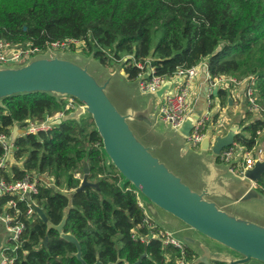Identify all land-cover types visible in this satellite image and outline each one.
I'll return each instance as SVG.
<instances>
[{
	"label": "trees",
	"instance_id": "trees-1",
	"mask_svg": "<svg viewBox=\"0 0 264 264\" xmlns=\"http://www.w3.org/2000/svg\"><path fill=\"white\" fill-rule=\"evenodd\" d=\"M68 38L82 39L81 53L93 55L105 66L127 56L122 70L130 81L147 71L146 65L142 70L133 63L147 61L156 76H169L202 61L212 77L254 76L257 99L264 106V0H0V39L44 49L46 41ZM217 98L225 105L226 91L219 90ZM63 100L44 92L3 100L0 134L10 135L13 123L22 127L61 112ZM252 117L246 112L245 119ZM253 119L242 131L249 137L241 133L235 137L245 148L253 146L255 132L263 125L256 116ZM14 146L15 162L0 177L14 181L32 172L46 174L54 177L56 188L71 194L39 184L30 200L44 211L46 223L36 214L26 216L28 202H18L25 228L13 264H82L75 256L76 247L49 228L64 215L63 232L76 238L85 264L177 263L180 253L173 247L132 237L134 232L137 237L150 234L142 226L144 212L131 184L106 164L101 138L90 118L66 120L46 132L19 136ZM84 165L87 181L97 187L77 192L81 181L74 175L82 178ZM62 177L67 178L65 184ZM258 185L264 194V176ZM8 199L2 197L1 205ZM195 258L186 248V261Z\"/></svg>",
	"mask_w": 264,
	"mask_h": 264
},
{
	"label": "water",
	"instance_id": "water-1",
	"mask_svg": "<svg viewBox=\"0 0 264 264\" xmlns=\"http://www.w3.org/2000/svg\"><path fill=\"white\" fill-rule=\"evenodd\" d=\"M80 56L73 52L63 54L48 52L32 57L21 66H0V105L9 97L35 92L48 93L58 99H75L78 102L75 111H69L62 117L47 122V125L54 127L66 120L79 121L80 116L86 112L87 118L93 121L101 138L106 164H112L122 179L131 184L147 215L158 222L156 213L159 210L169 216L170 220H178L180 222L178 224L183 226V230L177 228V231H169V233L196 254V258L190 264L216 262L249 264L254 261L264 264V226L258 223L264 220L250 217L254 219L250 221L239 215L246 216L240 213L241 205L246 204L252 198H262L259 193L255 192L254 185L260 183L264 176V159L256 161L254 166L246 171L244 178L236 176L235 185L240 187H231L238 189L242 187V189L234 200L227 198L221 190L212 188L211 183L205 185L201 191L194 190L191 186V176L186 182L182 180L178 174L176 175L167 168L168 166H165L166 162L154 156L153 153L158 146L153 141L146 138L144 145L131 130L133 127L140 128L142 124L150 129L156 124H161L157 121L158 110L152 112V102L155 96L163 97L164 92L170 89L171 82L166 81L155 94H144L140 91L139 83L147 76L137 78L140 93L149 97L150 100L145 102V109H143L145 103L129 104L132 110L128 115H124L121 113L122 106L127 105L128 102L114 94L113 86L108 87L105 79L94 78L85 66L79 65ZM89 56L93 57V55ZM112 62L110 66H114L117 71L122 68L121 65L117 66ZM197 119V113H191L177 131L168 128L169 132L176 133L185 141L186 147L181 149V160L192 149L191 143L185 138L189 136ZM137 122H139L138 125H136ZM239 133L237 127H230L225 135L216 137L214 145L209 150L212 137V127L209 123L200 145L201 155L209 153L207 156L211 162L217 164V156L221 150L231 146ZM18 134V125L13 123L12 140H15ZM157 150L161 151V149ZM163 153L165 154V151ZM221 165L230 172L231 165ZM87 177L88 167L84 165L83 177L77 192L83 191L85 187H97V184L88 182ZM53 190L67 195L66 191L58 190L56 187H53ZM231 201L233 205L228 204ZM31 206L42 222L46 223L47 217L44 211L35 204ZM0 222L6 231V234L0 233L1 264V253L12 233L7 230L4 218H0ZM65 222L66 215L58 225L51 224L49 228H53L59 233L60 238L73 244L77 249L76 258L85 264L81 258L80 246L76 238L63 232ZM157 226L164 229L162 225ZM189 232H196L203 237V240L212 241L228 249L234 256L215 250L211 251L204 245V242L197 241V238ZM177 233L187 235L181 239L176 237ZM46 242L47 238L43 241L44 246ZM192 245L201 248L200 251L197 252L191 247ZM94 264L102 263L97 261Z\"/></svg>",
	"mask_w": 264,
	"mask_h": 264
},
{
	"label": "built area",
	"instance_id": "built-area-1",
	"mask_svg": "<svg viewBox=\"0 0 264 264\" xmlns=\"http://www.w3.org/2000/svg\"><path fill=\"white\" fill-rule=\"evenodd\" d=\"M71 44H78L80 48L83 47L82 39H65V40H56V41H46L45 48L40 49L37 46L31 45V43L26 42L24 44H15L9 41L0 39V66H17L23 61H28L32 57L42 54V52L48 51L49 49H68ZM26 47V48H24ZM127 58V56L125 57ZM116 62H121V60L113 59ZM125 61V60H124ZM134 66L139 67L143 70L144 66L146 68V72L144 74H139L138 78L144 77L147 78L142 79L139 83L140 91L144 94H155L166 81H170V89L171 91L174 89L172 95L166 96L164 92L163 98L158 106V117L162 123L167 126H170L171 129L178 130V128L182 125L185 119L188 117L191 111L190 101L188 100V95L190 91V80L198 76L200 73V69L203 68L206 75V81L208 84V95L211 97L213 91H217L219 89H224L225 85L228 84L239 85L244 83L245 86V99L248 105V111L254 113L255 116L262 121V128L258 129L255 132V136L253 138V146L251 148H245L244 146H240L235 142L225 148L222 149L219 155L217 156V162L222 163L224 165H231L230 171L234 173L236 176L244 178L245 173L248 169L252 168L256 161H261L264 159V145H260L258 141V137L264 133V106H262L257 99V93L255 86V78L254 76H247L242 79H236L234 77H212L208 71V65L206 61H202L199 64L189 67V68H180L175 72L171 73V75L167 76H156L154 75L153 68L150 66V63H144V65L133 63ZM75 102L73 99H70L65 106V109L61 112H57L52 116L46 117L44 121H28L21 130L18 126V137L24 135H37L39 132H46L50 130L52 127L47 125V122H52L55 119L62 117L64 114L74 109ZM211 123L212 127V137L210 139V148L214 145L216 137L220 136L216 133L221 131V126H216L213 121V115L211 113V100H208L206 110L202 115L198 117L195 122L194 127L190 131L188 137H186V141L191 143V148L194 150H200V145L203 138L206 135L208 124ZM12 128L10 131V135L0 134V146L4 151V155L0 157V173L1 171L7 170L6 168V160L8 157L13 156L16 148L14 146V140L11 137ZM244 147V148H243ZM240 151L242 161L241 163H237L233 158L234 153ZM75 179H80V174L76 173L74 175ZM43 180L45 185L55 187L52 182L48 180L42 179L41 177H37L33 174H26L21 180L14 181H6L2 177H0V200L2 197L7 196L9 199L5 202V204L1 205L0 203V218L5 219L6 228L8 231L12 233V236L7 239L8 243L12 245L9 247H5L3 249V255L1 254L2 260L1 264H13L15 257L13 253H15L16 249L19 246V239L24 230V222L20 220V212L18 209V202H28V208L26 211V216H31L35 214L32 209L31 196L36 195L38 193L39 181ZM255 186V185H254ZM59 189V188H57ZM138 205L141 208V205ZM142 209V208H141ZM142 222V226L147 227L150 231L149 236H139L137 237L136 233L132 235L134 239L139 240L140 242H147L149 239L160 240L162 245L165 247H173L180 253V258L177 260L176 264H190V262L185 259V251L186 246L174 238L170 233L165 232L163 229L158 227L152 220H150L145 214Z\"/></svg>",
	"mask_w": 264,
	"mask_h": 264
},
{
	"label": "rangeland",
	"instance_id": "rangeland-1",
	"mask_svg": "<svg viewBox=\"0 0 264 264\" xmlns=\"http://www.w3.org/2000/svg\"><path fill=\"white\" fill-rule=\"evenodd\" d=\"M71 45H75V46H71L68 49L66 48L65 49H61V48L60 49H49L48 51L42 52V54L48 53V52H58L62 54L66 52L77 53L81 55L79 57L80 61L78 64L85 66L88 72L94 76V78L99 77L102 80L105 79L108 83V87L113 86L112 87L113 93L118 95L120 98L124 99L126 102H128V104H142V103H145V101L148 102L150 100L149 97L143 96L140 93L138 89L137 81L123 80V77L120 76L117 69H114L115 72L113 74H110V71L112 70V69H109L111 68L110 64L107 66L102 65L101 63H99L98 60L94 59L93 57L81 53V48L78 46V44H71ZM125 59L126 58L123 57L121 62H116L113 60L112 63L116 64L117 66L121 65L120 67H123L122 62H124ZM24 63H26V61L21 62L17 66H21ZM7 67H13V66H7ZM193 91H194V87H190V91L188 95V100L190 101V105H192V96H194V93H195V92L193 93ZM173 92H174V89L171 91H167L165 93V97L172 95ZM106 94H108L107 90H106ZM69 100L70 99L68 98L63 100L65 103L64 109ZM76 105L78 104L75 103V106ZM214 108H215V104L213 105L212 109ZM74 109L70 110V112L75 111ZM87 117H88V114L84 112V114L80 116V119L87 118ZM22 127L19 126V129L21 130ZM240 128L243 129V125H241ZM131 130L144 145H145L144 139L146 138H149L150 141H153L158 146L157 149H161V151L156 149L153 153L154 156L157 157L162 162L163 161L166 162L165 166L166 167L168 166L167 168L172 170L176 175L178 174L180 178L184 180L185 182L189 180V177H190L189 169L192 168V166H194L195 164L199 166V173L195 176V181L202 182L204 178L206 177L208 171L205 165L202 163V161L192 155L194 150L191 149V151L188 152V155L186 154L187 157L181 160V156H182L181 149H184L186 147L185 141L181 139L176 133L169 132L168 127L165 124H156L151 129L145 126L144 124H142L140 128L133 127ZM225 131L226 129H223L222 131L217 132L216 136L224 134ZM242 136H244L243 133H242ZM163 151H165L166 155L163 154ZM241 154L242 153L240 151H237L233 155V158L238 164L241 163L242 161ZM207 155H209V153H207ZM9 158H13V156L8 157L6 160L7 169H9L10 168L9 166L15 162L14 159L8 160ZM31 174L37 177H41L42 179H45V180L51 179L50 182H54V177H50L46 174L39 175V176L36 175L35 172H32ZM80 178H81V175H80ZM66 180H67L66 177H62L61 182L65 184ZM39 184H45V183L43 180H40ZM254 187H256L255 192L259 193L262 198H252L248 200L246 204L241 205L239 209H240V212L245 214L246 216L253 217L257 220H264V218L261 217L264 214V194L260 192V189H257V188H260V186L257 183L255 184ZM58 190H63V189H58ZM70 194H71V191L68 190L67 195H70ZM242 207H247V208L245 210H242ZM174 223L176 224H171L169 228L172 231H177V224L180 222H178V220H174ZM0 233L6 234L5 227L1 222H0ZM189 233L195 236L197 238V241L204 242L203 237L197 234L196 232H189ZM186 235L187 234L177 233L176 237L184 239ZM11 245H12L11 243L6 242L5 247H9ZM191 247H193V245ZM193 248H195L197 252L200 251L201 249L199 247H193ZM1 254L3 255L4 253L2 252Z\"/></svg>",
	"mask_w": 264,
	"mask_h": 264
},
{
	"label": "crops",
	"instance_id": "crops-1",
	"mask_svg": "<svg viewBox=\"0 0 264 264\" xmlns=\"http://www.w3.org/2000/svg\"><path fill=\"white\" fill-rule=\"evenodd\" d=\"M109 69H112L110 71V73H113L115 67L112 66ZM118 73L120 74V76L123 77L124 80L128 81L123 70H122V68L118 71ZM133 81H136V80H133ZM190 87H194L193 93L194 92L195 93H194V96H192V105H191V111L189 114L197 113V115L199 117L206 110L208 100H211V113L213 115L214 123L216 124L217 127L221 126V131L223 129H226V131L222 135H225L230 127H237L238 132H240L241 134L243 133V135L245 137H249V134L247 132H242V131L248 123H251V121L254 120L253 117L255 116V114L252 113V115H253L252 120L245 119L246 118V112H248V105L245 103V86H244V83L239 84V85L228 84V86L225 85L224 89H219V90H225L226 91V103H225V105L221 104L217 98V92L219 90H217V91L214 90L211 97L208 95V84L206 81V75H205V71L203 70V68L200 69V73L198 74V76H196L195 78L190 80ZM143 96H146V95H143ZM162 98H158L155 96V98L153 99V102H152V112L153 113L157 111L158 106H159ZM214 104H215V108L212 109ZM145 108H146V103H145V106L143 107V109H145ZM131 110H132L131 106L129 104H127L125 106H122L121 113L124 115H128L131 112ZM157 121H159L161 124H164L161 122L158 115H157ZM138 124H139V122L136 123V125H138ZM241 125H243V129L240 128ZM167 127L171 129V127H169V126H167ZM258 141L260 142V145H264V133H262L258 137ZM235 143L239 144L237 142H235ZM149 145H152V144H149ZM240 146H242V145H240ZM192 150H194V149H192ZM192 155L195 156L196 158L200 159L208 171L206 177L204 178V180L202 182H196L195 176L199 173V166H197L195 164L194 166H192V168L189 169V173L191 176L190 178H191L194 190L201 191V189L203 187H205V185L211 183L212 188L221 190L227 198H231L230 200H234V199H236L237 196H239L238 194L240 193L242 187H241V189L235 188V187H240V186L235 185L236 184L235 180L237 179V177L234 173H232L231 171L229 172V170H227L225 166L221 165L222 163H217V164L212 163L211 160L209 159V157L207 156V154L201 155L200 150H194ZM10 159L13 160V158H9L8 160H10ZM231 186H235V187H231ZM61 191L67 192L68 190L64 189ZM138 201H139V199H138ZM139 204H140V201H139ZM228 204L233 205V202L231 201ZM236 206H238V205H236ZM141 208H142L144 214L150 219L151 217L147 215L144 206L141 205ZM246 208L247 207H242V210H245ZM239 215L244 217L247 220H250V221L254 220L250 217L246 218V216H243L241 214H239ZM156 216L158 217L159 223L152 218L150 220H152L156 225H159V226L162 225L161 227L165 229V230L163 229L165 232L169 233V231H172V230H170L169 226L171 224H176V223H174V220H170L169 216L164 215L159 210L157 211ZM261 217L264 218V214ZM258 223L261 224L262 226H264V221H262L261 223L260 222H258ZM177 228L183 230L182 225L177 224ZM204 245H206L211 251L215 250L217 252L226 253V255L234 256L233 254H231V252L228 249H225V248L221 247L220 245H217L216 243H214L212 241L204 240ZM212 264H214V263H212ZM249 264H259V263H256L254 261V262H250Z\"/></svg>",
	"mask_w": 264,
	"mask_h": 264
},
{
	"label": "flooded vegetation",
	"instance_id": "flooded-vegetation-1",
	"mask_svg": "<svg viewBox=\"0 0 264 264\" xmlns=\"http://www.w3.org/2000/svg\"><path fill=\"white\" fill-rule=\"evenodd\" d=\"M24 228H25V227H24ZM20 238H21V236H20ZM20 243H21V241H20V239H19V246H20ZM19 246H18V247H19Z\"/></svg>",
	"mask_w": 264,
	"mask_h": 264
}]
</instances>
